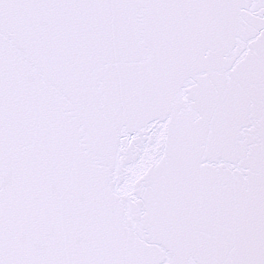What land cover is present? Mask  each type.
<instances>
[{"label": "snow or ice", "instance_id": "1", "mask_svg": "<svg viewBox=\"0 0 264 264\" xmlns=\"http://www.w3.org/2000/svg\"><path fill=\"white\" fill-rule=\"evenodd\" d=\"M0 264H264V0H0Z\"/></svg>", "mask_w": 264, "mask_h": 264}]
</instances>
